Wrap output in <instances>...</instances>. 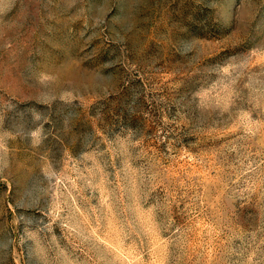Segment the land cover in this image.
<instances>
[{
	"label": "rangeland",
	"instance_id": "rangeland-1",
	"mask_svg": "<svg viewBox=\"0 0 264 264\" xmlns=\"http://www.w3.org/2000/svg\"><path fill=\"white\" fill-rule=\"evenodd\" d=\"M0 264H264V0H0Z\"/></svg>",
	"mask_w": 264,
	"mask_h": 264
}]
</instances>
